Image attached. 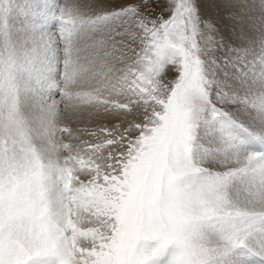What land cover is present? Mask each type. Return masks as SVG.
Here are the masks:
<instances>
[{"label": "snow or ice", "instance_id": "snow-or-ice-1", "mask_svg": "<svg viewBox=\"0 0 264 264\" xmlns=\"http://www.w3.org/2000/svg\"><path fill=\"white\" fill-rule=\"evenodd\" d=\"M0 264H264V0H0Z\"/></svg>", "mask_w": 264, "mask_h": 264}, {"label": "rangeland", "instance_id": "rangeland-1", "mask_svg": "<svg viewBox=\"0 0 264 264\" xmlns=\"http://www.w3.org/2000/svg\"><path fill=\"white\" fill-rule=\"evenodd\" d=\"M21 2L23 3V2H27V0H21Z\"/></svg>", "mask_w": 264, "mask_h": 264}]
</instances>
